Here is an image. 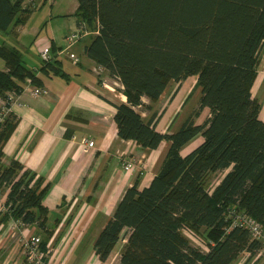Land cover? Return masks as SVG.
Here are the masks:
<instances>
[{"label": "trees", "instance_id": "16d2710c", "mask_svg": "<svg viewBox=\"0 0 264 264\" xmlns=\"http://www.w3.org/2000/svg\"><path fill=\"white\" fill-rule=\"evenodd\" d=\"M24 1L0 0V30L26 21L32 9ZM74 15L78 26L95 32L85 54L127 96L115 105L119 136L149 150L170 142L159 172L143 188L138 179L129 186L99 232L100 260L122 239L121 264H233L244 252L250 258L262 250L233 219L247 214L264 228V121L252 93L264 44V0H78ZM0 57V99L20 93L27 78L40 84L20 48L3 43ZM59 62L55 55L41 69L66 75ZM191 76L201 89L197 105L177 130L160 132L158 113L144 119L140 109L150 110L171 81ZM204 110L208 117L198 123ZM16 124L10 112L0 125V187L9 189L3 216L45 228L49 183L16 158L2 160ZM198 136L202 141L183 154ZM51 234L41 239L43 248Z\"/></svg>", "mask_w": 264, "mask_h": 264}, {"label": "crops", "instance_id": "0c3cea01", "mask_svg": "<svg viewBox=\"0 0 264 264\" xmlns=\"http://www.w3.org/2000/svg\"><path fill=\"white\" fill-rule=\"evenodd\" d=\"M77 7L76 0L73 13ZM82 32L83 36L71 45L66 35L65 48L53 37L37 40V54L33 52L31 67L26 66L41 77L40 84L33 85L48 92L33 96L24 87L11 106L17 124L4 145L2 160L9 164L16 158L49 183L42 200L48 217L45 228L36 222L22 225L11 217H4L9 189L1 186L0 264H32L24 250L25 240L32 236L44 239L49 232L52 233L48 240L50 257L56 264H121L126 239L102 261L94 249L96 238L112 217L125 190L137 179L140 188L147 186L159 172L169 149L168 140L149 150L134 140L119 136L115 105L127 102V96L122 84L85 54V46L95 32ZM88 36L91 37L86 40ZM17 44L13 45L20 48ZM46 46L52 58L56 55L66 75L41 69L40 51ZM69 53H74L78 60L71 58ZM23 58L27 60L24 53ZM252 93L261 104L260 118L264 121V44L259 53ZM200 94L196 76L181 82L171 81L152 108H141L140 112L144 119L157 112V129L162 133L173 132L197 105ZM143 100L151 103L147 97ZM197 122L201 120L198 118ZM85 140H93L94 146L88 147ZM201 141L202 137L198 136L182 153ZM127 158L134 160L133 168L123 167ZM224 173L216 174L213 183H218Z\"/></svg>", "mask_w": 264, "mask_h": 264}, {"label": "rangeland", "instance_id": "374dc122", "mask_svg": "<svg viewBox=\"0 0 264 264\" xmlns=\"http://www.w3.org/2000/svg\"><path fill=\"white\" fill-rule=\"evenodd\" d=\"M75 3L76 0H25L23 6L32 9L29 17L24 23L11 26L8 31L0 30V45L3 43L13 45L14 43L17 44L18 41L19 44L17 45L24 50L23 53L27 59L25 61L26 65L30 67L34 61L33 52H37L36 46L39 38L53 37L56 39L57 44L64 45L65 48L67 46L66 35L72 33L73 30H85L83 27L78 26L77 17L72 12ZM90 37L88 36L85 39L89 40ZM64 60H66V57H64ZM35 61L38 62L36 59ZM2 67H4V60L0 57V68ZM207 117L208 110H204L199 119L203 121ZM191 241L202 250H207V247L199 240L192 238ZM233 264H264V252L258 250L250 258L249 254L244 252Z\"/></svg>", "mask_w": 264, "mask_h": 264}, {"label": "built area", "instance_id": "2783aa9c", "mask_svg": "<svg viewBox=\"0 0 264 264\" xmlns=\"http://www.w3.org/2000/svg\"><path fill=\"white\" fill-rule=\"evenodd\" d=\"M82 30L73 32L67 36L68 43L71 45L76 42L83 36ZM68 48L64 49L67 50ZM70 57L78 60V57L74 53H69ZM40 56L43 62H49L52 59V55L49 47H43L40 51ZM27 91L31 93L33 96H39L41 94H46L48 91L39 86H34L32 79L27 78L25 88ZM17 102V94L12 93L9 95L7 100L0 99V125L4 122L8 114L11 112V106ZM85 145L88 147H93L95 142L93 140H85ZM134 160L127 159L123 161V167L125 169H130L134 167ZM234 225L243 226L249 229L252 237L256 240L261 241L262 243V251L264 252V228L262 225L253 217L237 213L233 219ZM24 250L27 256V259L32 264H56L50 257L51 248L47 244L46 247L41 246V239L38 236H32L25 240L24 242Z\"/></svg>", "mask_w": 264, "mask_h": 264}]
</instances>
